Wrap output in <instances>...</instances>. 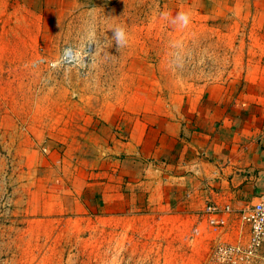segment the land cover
Returning <instances> with one entry per match:
<instances>
[{
    "label": "rangeland",
    "instance_id": "374dc122",
    "mask_svg": "<svg viewBox=\"0 0 264 264\" xmlns=\"http://www.w3.org/2000/svg\"><path fill=\"white\" fill-rule=\"evenodd\" d=\"M174 1L86 0L61 10L0 0V264H217L216 241L243 240V221L239 237L219 238L204 222L192 241L171 228V213L110 216L88 196L81 208L60 198L77 185L61 176L60 160H91V131L118 126L136 96L168 93L172 76L197 85L229 80L235 63L242 69L233 48L246 38L216 35L228 27L221 20L185 23L180 14L192 16Z\"/></svg>",
    "mask_w": 264,
    "mask_h": 264
},
{
    "label": "crops",
    "instance_id": "0c3cea01",
    "mask_svg": "<svg viewBox=\"0 0 264 264\" xmlns=\"http://www.w3.org/2000/svg\"><path fill=\"white\" fill-rule=\"evenodd\" d=\"M42 1L61 10L86 2ZM172 7L187 10L188 20L225 22L228 27L218 36L246 38L243 47L233 48L244 54L242 69L235 63L229 80L197 85L172 76L165 97L150 88L145 97L136 96L138 103L126 108L118 126L101 124L91 131L97 139L84 146L97 153L89 162L48 165L56 163L61 176L77 180L60 192L77 208L88 196L95 212L110 216L161 210L171 213L172 229L186 230L185 237L194 241L206 222L205 205L228 204L234 213L225 232H215L219 238L239 237V210L264 193V0H180ZM247 236L246 231L243 240Z\"/></svg>",
    "mask_w": 264,
    "mask_h": 264
},
{
    "label": "built area",
    "instance_id": "2783aa9c",
    "mask_svg": "<svg viewBox=\"0 0 264 264\" xmlns=\"http://www.w3.org/2000/svg\"><path fill=\"white\" fill-rule=\"evenodd\" d=\"M203 213L208 226L221 232L226 229L227 218L234 210L228 204L220 207L209 202ZM238 213L241 222L247 226V239L238 242L216 241L210 251L209 260L217 264H264V193Z\"/></svg>",
    "mask_w": 264,
    "mask_h": 264
},
{
    "label": "clouds",
    "instance_id": "9594fccd",
    "mask_svg": "<svg viewBox=\"0 0 264 264\" xmlns=\"http://www.w3.org/2000/svg\"><path fill=\"white\" fill-rule=\"evenodd\" d=\"M179 19H181L182 21L186 23L188 20V15L186 13H181ZM115 35L119 42L123 43L125 41V33L123 29H118Z\"/></svg>",
    "mask_w": 264,
    "mask_h": 264
}]
</instances>
